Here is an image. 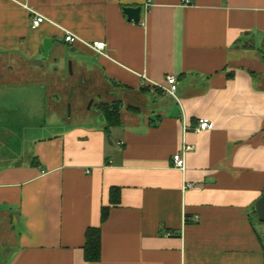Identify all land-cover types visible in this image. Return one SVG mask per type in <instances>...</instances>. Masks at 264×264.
<instances>
[{
	"label": "crops",
	"instance_id": "obj_1",
	"mask_svg": "<svg viewBox=\"0 0 264 264\" xmlns=\"http://www.w3.org/2000/svg\"><path fill=\"white\" fill-rule=\"evenodd\" d=\"M182 1L0 0V264H264V0Z\"/></svg>",
	"mask_w": 264,
	"mask_h": 264
},
{
	"label": "trees",
	"instance_id": "obj_2",
	"mask_svg": "<svg viewBox=\"0 0 264 264\" xmlns=\"http://www.w3.org/2000/svg\"><path fill=\"white\" fill-rule=\"evenodd\" d=\"M64 41V40H63ZM97 112L101 119L105 123L106 130H109L120 125V102H114L112 104H99L97 105ZM110 202L111 205L119 204V189H111L110 191ZM110 207H103L101 210V222L103 223L108 216ZM253 218L258 222L253 210ZM259 223V222H258ZM100 229L99 228H88L84 235V258L89 263L98 262L100 260Z\"/></svg>",
	"mask_w": 264,
	"mask_h": 264
},
{
	"label": "built area",
	"instance_id": "obj_3",
	"mask_svg": "<svg viewBox=\"0 0 264 264\" xmlns=\"http://www.w3.org/2000/svg\"><path fill=\"white\" fill-rule=\"evenodd\" d=\"M183 4H188L189 2L187 0L182 1ZM149 2L146 4V8H148ZM46 22V19L43 17L36 15L34 18L31 19V27L33 29L38 28L42 23ZM64 43L66 44H74L77 43L79 40L78 38L74 37L73 35L66 33L64 38ZM93 51H95L98 54H102L103 51L105 50V44L103 42H96L93 43L92 45H88ZM166 84L167 88L165 89L167 95H169L171 98L177 100L176 98V91H177V80L173 76H167L166 77ZM210 129V122L207 119H199L197 126L193 129V131L196 134H199L201 132L207 131ZM193 149L192 146L189 145H183L182 151L176 155L173 156L172 158V163H173V168L180 172H184L186 165H185V159L184 156L188 151H191ZM186 188H190L191 185H185ZM197 220L194 218V221Z\"/></svg>",
	"mask_w": 264,
	"mask_h": 264
},
{
	"label": "water",
	"instance_id": "obj_4",
	"mask_svg": "<svg viewBox=\"0 0 264 264\" xmlns=\"http://www.w3.org/2000/svg\"><path fill=\"white\" fill-rule=\"evenodd\" d=\"M125 14L128 17V21L134 24H138L141 18V8H125ZM70 67V66H69ZM256 218L259 223L264 224V190L261 197L256 201L254 206Z\"/></svg>",
	"mask_w": 264,
	"mask_h": 264
},
{
	"label": "rangeland",
	"instance_id": "obj_5",
	"mask_svg": "<svg viewBox=\"0 0 264 264\" xmlns=\"http://www.w3.org/2000/svg\"><path fill=\"white\" fill-rule=\"evenodd\" d=\"M66 68L68 69V65ZM93 110H94V108H92V111ZM66 116L71 118V122L73 124H76V123L78 124L81 122L89 123L90 121L95 122V121H99V119H100L97 114L96 115L93 114L92 116L88 115L87 113H83V114H79V115L78 114H72V115L70 114L69 115L68 111L66 113ZM256 225L258 227H261L262 230H264V224L257 222Z\"/></svg>",
	"mask_w": 264,
	"mask_h": 264
}]
</instances>
